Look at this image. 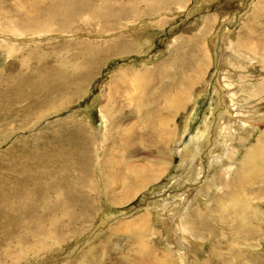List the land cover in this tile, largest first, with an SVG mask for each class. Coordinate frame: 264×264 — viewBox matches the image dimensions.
Wrapping results in <instances>:
<instances>
[{
  "label": "rangeland",
  "instance_id": "374dc122",
  "mask_svg": "<svg viewBox=\"0 0 264 264\" xmlns=\"http://www.w3.org/2000/svg\"><path fill=\"white\" fill-rule=\"evenodd\" d=\"M22 1L23 0H0V18L4 20L1 21V25L10 27L3 28L0 26V31H9L6 34H10L8 36L14 39H7L3 42L0 41V73L11 69V72L16 71L15 73H17V71H20L26 76H31L32 73L40 74L39 71H41L44 66L43 62L46 61L45 64L48 67H52L54 71L59 70L62 76H66L72 75L77 69L75 62V64L71 63L74 65L69 64V60H71L72 57L77 60L79 65L87 56L91 55L92 50H104L108 52L107 55L109 58L104 60L105 56L97 57L99 65L97 68L98 71L95 73L87 90L81 91L83 94L81 99H77L73 94H68L65 97L67 102L65 107H67V109L61 112V114L57 116L55 113L47 115L44 117L45 119L43 118V121L40 120L42 122L39 121V123H34L37 119H33L36 117H32L31 123L34 126L30 127L31 129L28 128L24 132H18L9 138V140L8 137L0 140V154L9 150L13 143L18 140L25 141L17 145H24L25 148L22 150L25 151L29 147L26 141L31 140L30 143L32 144L33 138L42 139V134L49 133L51 130L48 128L52 124L60 121H80L86 125L89 129L88 131L96 138V132L101 129L99 124L104 121L103 115L106 116L104 111L107 107H112L113 109L117 108L116 114H110L113 116V121L115 119L114 116L122 118L120 120L123 122V125L114 129V122L107 119L109 123H111L104 143L110 145L103 154L100 152V159L98 158L99 153L94 155L95 151L93 150L94 152H91L93 155L92 160L98 162L95 164V161H92L93 165L88 172L89 180L95 178L94 182L91 181L95 186L94 197L96 198V209L94 210L96 214L93 216L92 221L83 225L82 231L74 233L72 236L70 235L66 243L64 242L62 245V242H60V245L59 243L56 244L54 249H52L53 251L51 250L40 256L34 257L36 252L32 250L38 247H29L24 250L25 253L21 263L20 261H16L18 257H10L7 262L0 264H90L88 262V256H86L90 251V259L96 261L95 264H140L142 257L149 259L152 264H217L216 257L218 258V264H264V191L263 196L254 192L259 191L256 185H260L263 182L252 185L249 193L251 196H247L246 200L248 203L245 202L246 205H248V218L246 221L250 223L256 231V233H252L253 235L247 234L243 235L244 237L238 234L228 235V225L222 221L218 222V220L215 221L214 226L218 229H223L222 231L225 236L223 234V236L211 234L210 232L202 233L200 230L197 232L194 230L193 226V228L191 227L192 229H190L194 232L191 233L198 238V243L201 247L194 244L197 250L194 252V250L191 251L190 249L187 255L183 252V248L187 247L184 246L186 243L190 244L192 236L189 233H183L181 226L178 229L175 228L174 231L180 236L181 245L183 244L182 246L184 247L177 245L173 246L171 239L175 237V234L166 232V229L162 228L158 221L154 219V215L164 212L166 208L163 200L181 191V189L172 188V179L182 174V171L179 170L183 164L180 155L182 149L190 148L193 141L194 144H196L200 137L206 136L210 137L208 146L211 148V143L213 144L212 138L215 136V128L218 123L217 117L220 115L221 111L219 109L223 107V105L222 107L220 106V103L223 101L225 103V99L222 100L224 94L228 96V93L226 94L223 92V95L220 94L219 88L222 87L231 91L226 86H223L220 79L222 78L221 73L227 72L229 76H234L238 80L248 76L251 79L256 78L257 80L252 81L251 84L255 85L256 87L254 88L258 90L257 87L258 84H260L259 80L262 77L260 61L254 54H251L249 50H247L243 56L242 50H236L234 46L243 40L249 47H261L264 45V0H180L172 7L173 10L170 12L169 16L158 23V26H160L159 29L152 28L150 25L151 22L145 23L146 20H141V17L134 19L140 20L137 23L139 28H142L144 25L147 26L144 30V34H142L143 30L140 33L142 35L141 40L136 41V43L138 42L136 49H130L132 42H129L127 36L116 38L117 35H115L112 36L113 39L110 38L108 40L104 34L101 33L100 36L94 35L91 37L93 33L96 32V30L93 29H98L100 32L104 30L105 33L110 32L115 30L117 26L120 27L119 23L123 17L132 18V16L129 15H122L123 17H120L116 16L119 15V13L106 14L102 11L101 5L106 2L108 3L109 0H79L80 5L77 4L74 9L67 10L57 15H49L51 17L49 24L57 22V25H55V29H46V31L45 29H32L35 24L32 26L29 25L28 27L23 24L28 21L31 24L35 21L31 20V18L23 17L18 12L16 13L15 7H20ZM55 1L57 2L58 0H54V3H56ZM118 1L120 0H115V2ZM109 4L112 5L113 2H109ZM142 7L144 6L142 5ZM73 10H75L74 13H71ZM26 13L27 12H25V16H27ZM64 15L68 18L70 16L71 19L70 26L66 30H62L63 28L60 27L61 23L64 22L62 20ZM31 16L35 17V13H31ZM152 17L153 16H148L146 18L151 19ZM229 17L232 19L228 20ZM152 20V22L155 21V19ZM203 21L204 24L206 22L205 26ZM13 26H16V29H12L14 28ZM93 26H97L98 28H94ZM12 30L16 31L12 32ZM189 30H193L196 33L193 31L190 32ZM122 32L125 33L124 30L120 33ZM185 32L189 33L188 38L191 39L189 43H186L188 38L185 41L181 40V35L185 34ZM201 32L203 33L199 34ZM89 33H91V35ZM150 36L152 37L151 41H149ZM216 36L218 39L214 38ZM227 36L229 37L227 38ZM114 37L116 38L115 41ZM231 37L233 39L230 41L229 38ZM173 38H176V41ZM197 38L201 39V42H199L201 46L198 45L197 50H193L189 45L192 40ZM227 39L229 40L227 41ZM173 41L176 43H172ZM181 42L185 44V51L180 54V57L182 54H185L189 60H192L195 56L197 59L188 69V79L193 81V79L199 78V83L194 86L195 92L192 91V96H195L194 94L197 93L196 95L198 98L195 101L192 100L191 103V99H189L187 109L178 113L179 116L176 115L178 120H176L177 117L173 120L175 121L174 124L178 125L179 131L175 134L176 139L173 146L170 148L165 147L166 150L172 148L174 153L172 159L169 157V162L172 163L170 165V170L168 169L165 175L162 174L158 176L159 178L151 181L149 186H146L139 194L135 193L134 189V193L131 197L127 198L125 197V192L127 191L123 190V187L127 185V181H125L126 176L128 177L132 174L135 170V166L136 168L139 166L146 167L147 163L155 158L157 148L159 150H164L162 147H164L165 144L161 143L160 139H157L158 136H155V133L151 132V130L150 133L152 135L149 133V128H151V126L146 124L147 120L143 118V115L148 113L149 109H151V107L148 109L152 104L148 97L153 92H160L163 82L168 81L169 84L172 83L170 78H163L161 81L159 79V82H157L158 85L156 84L154 88L144 87L134 83L137 76L136 73L139 72L141 77H148L146 72H155L158 65L164 62L171 53H176ZM126 48H129V50ZM121 49H123L124 52H118ZM230 49L231 51L227 52ZM12 50L14 52H11ZM116 51L118 53L114 54ZM256 51H262V49H257ZM238 55L243 57L241 60L244 59V61L249 62L248 68L240 69V63L238 62L240 59H236ZM32 57L38 59V61L32 62ZM228 58L229 60H227ZM100 63H103V66H100ZM199 67H204V71L197 75L195 71L197 70L199 72ZM159 71L164 72L165 69ZM11 72L9 74H12ZM200 74H203L204 79ZM150 79L151 78H149V80ZM207 81L209 84L205 85ZM204 89L205 91L202 92ZM142 95L145 101H141L140 104L136 102L137 108L136 112H134L135 106H133L132 103L138 101V97ZM228 98L229 97H227V100H229ZM52 102H55V99ZM170 104L172 105V103ZM226 105L228 106V102ZM161 107L162 106L157 105L156 110ZM139 108L141 110H137ZM25 110L28 112L26 113L25 111L24 114H18L13 126L17 124V121L25 119L26 114L30 115L29 109L25 108ZM119 112L120 115L118 114ZM157 112L154 115L157 116ZM172 114L173 116L175 115L174 109ZM36 116H38V114ZM124 127L130 129V131H124ZM67 129L69 128L62 129L60 135L63 136ZM260 129L257 135L264 131V127ZM130 132L133 133L129 142L131 143V147L128 150L131 152L116 150L112 142L113 137H120V139L125 142L124 139ZM257 135L251 140L253 143H247V147L245 145L246 150L240 152L241 154L233 161L236 167L235 170L239 167L240 162L244 158V154L247 153L246 151L254 146L253 144L256 142V138H258ZM239 138H241V136L238 137V140ZM33 142L36 143V140ZM97 142L99 141L97 140ZM24 143H26V145ZM169 144L170 142L166 145L169 146ZM50 152L53 151L47 150L43 152L39 150L37 152L38 159ZM207 156L204 157V164L207 163ZM105 159L109 161V163H105L109 165L113 163L121 169L118 171L121 172V177L118 178L117 183L116 181L112 183L110 179L108 180V183L111 184L110 190H108L105 181L101 179V173L99 172V167L101 165L100 168L102 169V164ZM64 161L65 157L63 155L62 165L70 176H74L75 170H68ZM112 168L116 169L114 167ZM29 174L34 175L35 173ZM216 174L218 176L221 175L220 172ZM187 175L188 173H185L184 176ZM59 177L60 175L55 173L53 177H50L51 182H54ZM207 177H209V173H207ZM128 178L131 179L130 176ZM107 179L108 177H106V180ZM145 183L146 182H144V184ZM217 183L218 182H216V184ZM130 187L132 188L133 185H130ZM198 187L199 186L196 188ZM76 189L80 190L81 186L77 185ZM190 190L189 188H184V191ZM222 192L223 190L221 192L217 190L209 191V205H203L202 211L205 212L212 209L217 196ZM224 192H227V189H224ZM110 193L111 195H115L119 203L116 204L110 200ZM189 201L190 200H188V202ZM189 204H191V201ZM222 204L223 207L226 206V209L235 206V202L231 203L227 199H225ZM167 206L169 207V204H167ZM197 206L199 205H192L188 214H191ZM215 207L217 209V204ZM123 210L124 212L122 213ZM125 213L126 215H124ZM117 214L120 216L118 217ZM143 214H148L149 217H147V219L141 217ZM188 214L186 215L187 219L189 217ZM216 215L215 213L205 214L206 218L211 216L209 218L211 220H213ZM186 216H183L182 220H185ZM111 217H116L115 222L111 223L109 227H105L111 220L108 218ZM240 221L241 220H239V223ZM145 222L147 224L146 228L143 227ZM37 223L38 225L41 224L40 221ZM227 223L231 226L233 224L232 219L229 218ZM218 224L220 226H218ZM175 227H178L177 224ZM163 239H165L164 242ZM92 251L94 252L93 254ZM186 255L187 262L181 259L183 256L186 257ZM169 259H172L173 262H169ZM210 259L212 260L209 261Z\"/></svg>",
  "mask_w": 264,
  "mask_h": 264
},
{
  "label": "bare ground",
  "instance_id": "6f19581e",
  "mask_svg": "<svg viewBox=\"0 0 264 264\" xmlns=\"http://www.w3.org/2000/svg\"><path fill=\"white\" fill-rule=\"evenodd\" d=\"M179 1L180 0H120L115 2V0H109L108 3L106 2L101 5L102 11L106 14L119 13V15L116 16L120 17H123L122 15H129L132 16V18L123 17L119 23L120 27L117 26L115 30L110 32L105 33L104 30H102L103 32H100L98 29H93L96 30V32H91L93 33L91 37L94 35L100 36L101 33H103L108 40L115 35H117L116 38L127 36L129 42H132L130 49H136L138 43H136V41L141 40L142 35L140 33L143 30L142 34H144V30L147 26L144 25L142 28H139L137 23L140 20L134 19L141 17V20H146L145 23L151 22L150 25L152 28L159 29L160 26H158V23L165 17L169 16L170 12L173 10L172 7H174ZM109 2H113V4L110 5ZM77 4L80 5L79 0H58L56 3H54V0H23L20 7H15V11L23 17H28L35 21L31 24L29 21L23 23L25 26L28 27L29 25L32 26L35 24L32 29H45L46 31V29H55V25H57V22L49 24L51 18L49 15H57L67 10L74 9ZM142 5L144 7H142ZM74 11L75 10L71 13H74ZM25 12H27V16H25ZM31 13H35V17H33L34 15L31 16ZM148 16L153 17L151 19L146 18ZM152 19H155V21L152 22ZM231 19L230 17L228 18V20ZM62 20L64 22L61 23L60 27L63 28L62 30H66L71 23L70 16L68 18L64 15ZM1 21L4 20L0 18V26H2ZM2 27L8 28L9 26L7 27L5 25ZM15 27L12 29H16ZM93 27L96 28L97 26ZM122 30H124L125 33H120ZM14 31L16 30H12V32ZM0 32V41L3 42L7 39L14 40L12 39L13 37L8 36L10 34H6L9 31L1 30ZM91 33L89 34L91 35ZM202 33L203 32L199 34ZM188 34L189 33L185 32V34L181 35V40L185 41L188 38ZM228 37L229 36H227V38ZM116 38L114 37V41ZM151 38L152 37L150 36L149 41H151ZM214 38H217V36ZM229 39L231 41L233 38L231 37ZM229 39H227V41ZM174 40L176 41V38ZM190 40L191 39L188 38L186 43H189ZM175 41L172 43H176ZM199 42H201V39L197 38L192 40L189 46L192 47L193 50H197ZM247 45L248 44L244 43L243 40L242 42H238L234 48L236 50L241 49L243 56L247 50H249V52L254 54L260 61L262 77L259 80L260 84H258V90L254 88L256 87L255 85L251 84L252 81L257 80L256 78L251 79L248 76L238 80L234 76H229L227 72H223V74L221 73L222 78L220 79L223 86H226L231 91L222 87L219 88L220 94L224 92L226 94L228 93V96L222 94L223 99L220 98L222 100L225 99V103L224 101L220 103V106L222 107L223 105V107L219 109L221 111L220 115L217 117L218 123L215 128V136L212 138L213 144L211 143L210 148V146H208V143H210V137H200L196 144H194L193 141L191 147H188L189 149L183 148L181 153L179 152L183 162L179 168V170L182 171V174L181 176H175L172 179V188L181 189V191L179 190V193L163 200L164 205L167 208L164 207V212L157 213L154 215L155 217L152 215L162 228L166 229V232H172L175 234L174 238L171 236L172 234L170 235L172 237L171 240L173 246L183 245H181L179 239L180 236L174 231L175 228L178 229L181 226L183 233H189L192 236L190 244L186 243L184 245L187 247L182 246L184 247L183 252L186 254L189 253L190 249L195 252V250H197L195 249V245L201 247L198 243V238L191 233L194 232L191 230L193 226L194 230L197 232L200 230L202 233L210 232L211 234L222 235L223 229H218L214 226L215 221L218 220V222L222 221L228 225V235L238 234L243 236L256 233L254 227L246 221L248 218V205H246L248 202L246 197L250 195L249 193L252 185H256L257 183L263 182L260 185H256L258 186L257 188L259 191L254 192L263 196L264 191V131L257 135L259 129L264 127V45L261 47H249ZM184 46L185 44L181 42L176 53H171L164 62L158 65V71L156 70L153 73L147 71L146 75L151 78L150 80L148 77H141L139 72L136 73L137 76L135 80L133 79L134 83L138 85L153 88L157 82H159V79L161 81L163 78H170L172 83L171 81V84H169L168 81L163 82L160 92H153L148 97L154 106L151 104L148 107V109L150 107L151 109H149L148 113L143 115V118L147 120L146 124L151 126V128H149V133L151 130V132L155 133V136H158L157 139H160V142L165 144L164 147H162L164 150H159L157 148L155 158L150 160L146 167L139 166L136 168L135 166V170L129 175L131 179L128 178L129 176H126L125 181H127V185L123 187V190L127 191L125 192V197L127 198L131 197L134 193V189L135 193L139 194V192H142L146 186H149L151 181L159 178L158 176H161L162 174L165 175L168 169L170 170V165L172 163L169 162V157L172 159L174 153L172 148L166 150L165 147L170 148L173 146L176 139L175 134L179 131L178 125L174 124L175 121L173 120L177 117L176 115L179 116L178 113L187 109L189 99H191V103L192 100L195 101L198 98L196 95L197 93L194 94L195 96H192V93L195 92L194 86L199 83V78H195L193 81L188 79V69L197 59L195 56L192 60H189L185 54H182L180 57V54L185 51ZM126 49L129 50V48ZM257 49H262V51H256ZM229 51H231V49L227 52ZM11 52L14 51L12 50ZM118 52H124V50L121 49ZM118 52L116 51L114 54H117ZM107 54L108 52L104 50H92L91 55L81 61L79 65L74 57H70L71 60H69V64L75 62L77 65V69L72 75L62 76L59 70L54 71L52 67H48L45 64L46 61L43 62L44 66L42 67V70L39 71L40 74L32 73L31 76H26L20 71H17V73H15L16 71L11 72V69L0 73V140L5 137H8L9 140V138L18 132H24L26 129L33 127L34 125L31 123L32 117H36L33 119H37L34 123H39V121L47 115L55 113L57 116L58 114H61V112L67 109V107H65L67 104L65 100L66 95L73 94L77 99H81L83 95L81 91L87 90L95 73L98 71L97 68L99 65L97 57L105 56L104 60H106L109 58ZM241 58L243 57H240L239 55L236 57V59H240L238 61L240 63V69L248 68L249 62L244 61V59L241 60ZM227 60H229V58ZM31 61L35 62L38 61V59L32 57ZM100 66H103V63H100ZM161 69H165V71L160 72L159 70ZM203 71L204 67H201L199 72L197 70L195 72L199 75V73ZM10 72L12 74H9ZM200 76L203 77V74H200ZM206 84H209L208 81L205 85ZM205 89L202 92H204ZM227 97H229V100H227ZM54 99L55 102H52ZM141 101H145L143 95L138 97V101L132 103L133 106H135L134 112H136L137 108L136 102L140 104ZM227 102L228 106L226 105ZM170 103H172L173 106ZM157 105L162 106L158 109L159 111L156 110ZM25 108L29 109L30 115L26 114L25 119L22 117L23 120L17 121V124L13 126L18 114H24L25 111L26 113L28 112ZM173 109L175 113L174 116L172 114ZM116 110L117 108L113 109L112 107H107L105 109L104 114H106L107 117L103 115L104 121L99 124L101 129L96 132V138L88 131L89 129L86 125L80 121H60L52 124L48 128L51 131L42 134V139L33 138V141L36 140V143L32 141L31 144V140L26 141L29 147L25 151L22 150L25 148L24 145L17 146L18 143L25 141L18 140L13 143L9 150L0 154V263L7 262L10 257H18L16 261H20L21 263L25 253L24 250L29 247H38L37 249L32 250L36 252L34 257L47 253L54 249L56 244L59 243L60 245V242H62L61 245L64 242L66 243V240L70 235L72 236V234L82 231V226L87 222L89 223L92 221L93 216L96 214L94 211L96 209V198L94 197L95 186L91 183V181L94 182L95 178L89 180L88 177L89 169L93 165V155L91 152L95 151L94 155L99 153V158L101 156L100 152L103 154L106 148L110 145L107 143L105 144L104 142L110 128L111 122L109 123V121H113V116L110 113L116 114ZM137 110L141 109L139 108ZM156 112L157 116L154 115ZM37 114L38 116H36ZM118 114L120 115V112ZM114 117V129H117L119 126L123 125V122L120 120L122 118ZM176 120H178V117ZM65 128L69 129H67L63 136H61L60 131ZM123 130L130 131V129L126 127H124ZM132 135L133 133L130 132L124 139L125 142L121 140L120 137H113L112 142L114 148L119 151L130 153L131 151L128 150L131 147V143L129 142ZM256 135L258 138H256V142L253 144L254 146L246 151L247 153L244 154V158L240 162L239 167L235 170L236 167L234 166L233 161L241 154L240 152L246 150L245 145L247 143H253L251 140ZM239 136H241V138L238 140ZM97 140L99 142H97ZM169 142V146L166 145ZM24 144L26 145V143ZM39 150L43 152L50 150L53 152L44 154L42 158L38 159L37 152ZM63 155L65 157L64 162L67 166L66 168L68 170H75L74 176H70L62 165ZM204 155L207 156V163L205 164L203 163ZM105 162L109 163V161L105 159L102 164V169L100 168L101 165L99 167V172L101 173V179L105 181L108 190H110L111 184L108 183V180L110 179V182L113 183L116 181L117 183L118 178L121 177V172L118 171L121 169L113 163H110L109 165ZM94 163L96 164L98 162L95 161ZM112 167L116 169H113ZM218 172H220V176L216 174ZM29 173L35 174L32 175ZM55 173H58L60 177L54 182H51L50 177H53ZM185 173H188V175L184 176ZM207 173H209V177H207ZM106 177H108L107 180ZM144 182L146 183L144 184ZM216 182L218 183L216 184ZM77 185L81 186L80 190L76 189ZM130 185H133V187L131 188ZM197 186L199 187L196 188ZM184 188H189L191 190L184 191ZM224 189H227V192H224ZM212 190H217L218 192L223 190V192L217 196L216 202L213 204L214 207L203 212L202 206L209 205L208 196L210 195L209 191L211 192ZM225 199L229 200L231 203L235 202V206L227 209L226 206L223 207L222 203ZM110 200L116 204L119 203L115 195H111V193ZM188 200L191 201L193 206L195 204L199 205L191 212V214H188L192 207ZM167 204H169V207ZM216 204L217 209L215 207ZM159 211L161 212L160 209ZM123 212L124 210L122 213ZM207 213H215L217 215L211 220L209 219L211 216L206 218L205 214ZM187 214L189 215L188 219L186 216ZM124 215H126V213ZM119 216L120 215H118V217ZM183 216H186L185 220H182ZM141 217L147 219L149 215L143 214ZM229 218L233 221L231 226L227 223ZM108 219L111 220L108 222V225H105V227H109L111 223L115 222L116 217ZM239 220H241L240 223ZM38 221L41 222V226L38 225ZM176 224L178 227H175ZM219 224L218 226H220ZM143 227H147L146 222L143 224ZM164 240L165 239H163V242ZM93 253L94 252L92 251V254ZM90 254L91 251L86 255L89 259L88 262L90 264H95L96 261L90 259ZM187 255L186 257L183 256L181 259L185 261ZM211 260L212 259L209 261ZM216 261L218 264L217 257ZM169 262L172 263L173 260L169 259ZM140 264L152 263L149 259L142 257Z\"/></svg>",
  "mask_w": 264,
  "mask_h": 264
}]
</instances>
